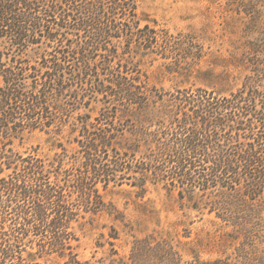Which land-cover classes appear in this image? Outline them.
Masks as SVG:
<instances>
[{
	"label": "trees",
	"instance_id": "obj_1",
	"mask_svg": "<svg viewBox=\"0 0 264 264\" xmlns=\"http://www.w3.org/2000/svg\"><path fill=\"white\" fill-rule=\"evenodd\" d=\"M157 34L136 0H0V264H91L72 252V223L108 209L99 185L264 197L261 80L227 93L149 86L132 51L172 46ZM93 101L90 120L80 110ZM34 130H67L77 148L15 149Z\"/></svg>",
	"mask_w": 264,
	"mask_h": 264
},
{
	"label": "rangeland",
	"instance_id": "obj_2",
	"mask_svg": "<svg viewBox=\"0 0 264 264\" xmlns=\"http://www.w3.org/2000/svg\"><path fill=\"white\" fill-rule=\"evenodd\" d=\"M136 12L141 26L157 29L158 39L164 33L172 39L163 50L132 51L149 86L171 92L208 86L227 93L244 81L264 85V0H136ZM101 106L93 101L80 113H89L92 120ZM58 142L69 154L77 148L67 130H34L13 145L51 158L61 151ZM145 187L99 185L108 209L83 213L72 223V252L78 259L91 264H264L263 195L250 199L241 191H219L207 197L196 190L181 200L177 190L162 183L147 181ZM210 200L229 210H212L206 204ZM138 240L150 246L134 254Z\"/></svg>",
	"mask_w": 264,
	"mask_h": 264
}]
</instances>
